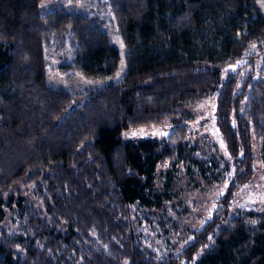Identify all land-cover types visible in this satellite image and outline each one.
Listing matches in <instances>:
<instances>
[{
  "label": "trees",
  "instance_id": "obj_1",
  "mask_svg": "<svg viewBox=\"0 0 264 264\" xmlns=\"http://www.w3.org/2000/svg\"><path fill=\"white\" fill-rule=\"evenodd\" d=\"M255 1L102 0L82 13L0 0V264H264V211L230 210L264 160ZM112 32L126 49L118 81L81 93L49 82L52 54L62 73L113 75ZM215 91L218 157L202 152L187 109ZM165 121L164 137L122 138ZM187 163L193 178L226 182L220 210L176 250L188 210L167 187Z\"/></svg>",
  "mask_w": 264,
  "mask_h": 264
},
{
  "label": "rangeland",
  "instance_id": "obj_2",
  "mask_svg": "<svg viewBox=\"0 0 264 264\" xmlns=\"http://www.w3.org/2000/svg\"><path fill=\"white\" fill-rule=\"evenodd\" d=\"M102 0H78L68 2L66 0H40V12H47L54 8H63L66 11H77L89 13L93 7H96ZM257 7L264 16V0L255 1ZM107 18L111 15L107 12ZM110 41L116 45L120 59L116 72L105 78H90L82 74H65L60 72L62 58L60 55L52 54V62L48 66L49 82L55 86L67 89L74 93L101 87L109 82L118 81L125 71V53L126 49L119 35L112 32ZM49 54V55H50ZM264 59V54L262 55ZM260 64V62H259ZM225 72L220 74V81L223 79ZM264 78V74H263ZM220 84V83H218ZM216 91L210 93L207 97L197 101L195 104L187 107L192 118L189 128L195 132L194 136L199 141L201 150L208 156H220L225 153L221 140L214 126L213 112L215 109ZM83 101V97H78L73 105ZM173 127V123L165 121L159 124L147 126L130 127L122 132L123 140L137 139H156L166 136ZM256 173L253 178L244 185L230 205L231 211H246L255 209L264 211V160L258 155L255 159ZM188 171L176 173L170 180L167 192L174 204L182 203V206L188 211L179 216L180 230L174 240L176 250L181 249L190 239L192 232L210 219L215 212H218L221 205H217V199L224 192L226 176L221 175L215 180L211 176L209 181L194 177V172L198 166L187 163Z\"/></svg>",
  "mask_w": 264,
  "mask_h": 264
}]
</instances>
